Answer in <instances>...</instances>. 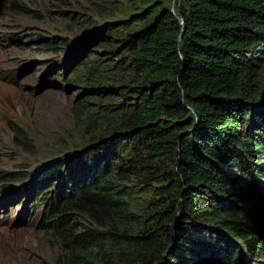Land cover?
Instances as JSON below:
<instances>
[{
    "label": "trees",
    "instance_id": "trees-1",
    "mask_svg": "<svg viewBox=\"0 0 264 264\" xmlns=\"http://www.w3.org/2000/svg\"><path fill=\"white\" fill-rule=\"evenodd\" d=\"M99 6L98 45L65 78L93 145L0 171V227L37 229L54 264H264V0ZM31 41L53 59L67 43Z\"/></svg>",
    "mask_w": 264,
    "mask_h": 264
},
{
    "label": "rangeland",
    "instance_id": "rangeland-1",
    "mask_svg": "<svg viewBox=\"0 0 264 264\" xmlns=\"http://www.w3.org/2000/svg\"><path fill=\"white\" fill-rule=\"evenodd\" d=\"M169 1L173 5L177 0ZM99 3L101 0H8L0 6V171L29 169L36 176L50 161L65 155L76 158L93 145L91 135L84 134L85 126L75 122V97L80 93L77 87L67 91L66 71L61 69L52 76L58 89L41 91L42 63L54 57L36 51L41 45L31 39L77 35L88 23L107 18ZM34 60L42 63L34 67ZM74 73L72 70L66 78ZM18 126L28 134L33 152L14 141L13 127ZM30 178L32 184L34 177ZM14 184L20 185H9ZM16 225L0 227V264H54L55 250L39 231L31 225ZM241 253L239 264H254L244 249Z\"/></svg>",
    "mask_w": 264,
    "mask_h": 264
},
{
    "label": "water",
    "instance_id": "water-1",
    "mask_svg": "<svg viewBox=\"0 0 264 264\" xmlns=\"http://www.w3.org/2000/svg\"><path fill=\"white\" fill-rule=\"evenodd\" d=\"M1 3V0H0ZM98 29L97 27H88L84 31L78 33L77 35L66 38L67 43L64 46L63 54L61 55L60 59H51L47 61V64L44 66V70L41 74L40 88L41 91L45 89H58L59 87L55 85V80L52 76L57 74L61 69H64L65 78L67 74H69L73 69H75L84 59L93 51L94 47L98 45V37L97 34ZM42 61H32V64L35 66L41 64ZM52 69V70H51ZM43 82V83H42ZM67 91L70 92L73 90V86L68 85ZM83 91L77 96L78 98L83 97Z\"/></svg>",
    "mask_w": 264,
    "mask_h": 264
}]
</instances>
